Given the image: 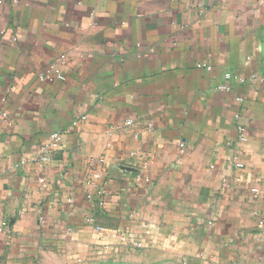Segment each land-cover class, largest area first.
<instances>
[{"label": "crops", "instance_id": "1", "mask_svg": "<svg viewBox=\"0 0 264 264\" xmlns=\"http://www.w3.org/2000/svg\"><path fill=\"white\" fill-rule=\"evenodd\" d=\"M59 53L65 80L40 79ZM95 170L106 193L89 200ZM104 244L264 264V0H2L0 264Z\"/></svg>", "mask_w": 264, "mask_h": 264}, {"label": "built area", "instance_id": "2", "mask_svg": "<svg viewBox=\"0 0 264 264\" xmlns=\"http://www.w3.org/2000/svg\"><path fill=\"white\" fill-rule=\"evenodd\" d=\"M2 3V0H0V4ZM66 63V54L65 53H59L57 54L52 61L50 62V64L45 67L40 73H39V78L40 79H49V80H65V75L63 72V67ZM197 67H203L206 69H211V66L207 63H197ZM232 79V76L230 73H225L224 74V82L217 85V89L218 90H225L228 91L230 89V86L228 84V81ZM4 100V99H3ZM237 100H241V98H237ZM80 118L83 120L85 119V116H80ZM125 124H132V120H127L125 122ZM52 142L50 144H46L43 147V155L41 156V160L46 162L50 159L49 156V152L54 149L55 147H57L58 145V141H59V135L58 133H54L52 134ZM240 141H246L247 140V136L244 132L243 128L239 129V136H238ZM186 149L187 146L185 144V142L180 141L178 144V150L179 153L181 155H184L186 153ZM97 164H107V162L105 161V159L103 157H98L97 159L94 160ZM110 165V164H108ZM240 164H238L239 166ZM90 178V187L93 188L92 192L88 191L86 193V198L87 199H92L94 196H98L101 197L103 195H105V190H103L98 184H97V180L100 178V172L95 170L93 172L90 173L89 175ZM40 182H43V179L39 180ZM257 191V190H256ZM42 218H40L41 220ZM86 222L90 225L93 226V228L99 232V233H104L105 232V228L99 224L97 222V219L95 216L90 215L86 218ZM117 234V233H116ZM115 234V236H117ZM118 239L122 240L123 243L127 244V245H131L134 248L140 249L143 247V243L141 240L136 239L134 236L128 235V234H121V232L118 233ZM105 245V246H104ZM103 247L107 248L108 244H104ZM78 262H80L81 260L78 258L77 259Z\"/></svg>", "mask_w": 264, "mask_h": 264}, {"label": "rangeland", "instance_id": "3", "mask_svg": "<svg viewBox=\"0 0 264 264\" xmlns=\"http://www.w3.org/2000/svg\"><path fill=\"white\" fill-rule=\"evenodd\" d=\"M107 246V248L100 246L99 249H94L83 256L82 261L77 264H147L148 256L137 250L124 248L122 251L121 244Z\"/></svg>", "mask_w": 264, "mask_h": 264}]
</instances>
